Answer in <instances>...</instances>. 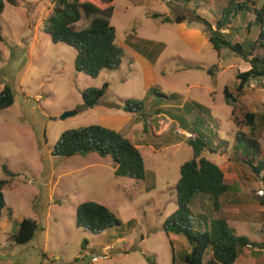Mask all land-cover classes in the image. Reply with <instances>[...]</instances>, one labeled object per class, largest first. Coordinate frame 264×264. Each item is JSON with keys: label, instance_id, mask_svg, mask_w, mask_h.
<instances>
[{"label": "rangeland", "instance_id": "1", "mask_svg": "<svg viewBox=\"0 0 264 264\" xmlns=\"http://www.w3.org/2000/svg\"><path fill=\"white\" fill-rule=\"evenodd\" d=\"M16 1L15 5L7 2L0 14V91L9 85L15 97L10 107L0 110V178H9L5 164L17 173L4 188L0 264H173L171 240L176 264H183L187 239L169 237L163 229L164 221L177 209L180 167L195 156L187 141L190 132L177 116L208 125L210 135L217 132L233 142L237 130H249L237 126L224 87L234 90L237 73L250 65L228 47L217 52L204 30L205 20L214 24L221 18L228 0H116L110 20L123 49L122 63L117 69H102L97 77L77 71L76 50L54 43L44 31L53 11L50 0ZM246 1L259 7L264 0ZM156 13L185 20L161 22L154 17ZM249 17L254 18L249 12H239L227 38L253 41L259 26L253 24L246 31ZM89 22L85 17L80 28ZM132 31L165 44L156 62L126 43ZM213 66L217 69L210 74ZM263 83L249 82L245 97L237 103L239 119L245 109L264 113ZM105 84L108 87L98 104L86 107L83 92ZM127 99L143 101L145 115L127 110ZM186 102H198L207 109L201 113L188 106L189 111H180ZM156 109H162V114H155ZM66 111L76 114L61 119ZM90 125L117 130L139 145L145 178L116 175L112 158L96 152L69 157L52 154L64 131ZM260 131L264 153V122ZM238 146L242 155L244 146ZM203 155L219 165L227 164L218 153L205 150ZM245 172L259 182L261 177L249 168ZM85 201L108 206L121 224L101 233L78 227L77 206ZM26 217L35 219L39 227L30 242L17 244L13 235ZM107 246L112 247L108 258L93 262Z\"/></svg>", "mask_w": 264, "mask_h": 264}, {"label": "trees", "instance_id": "2", "mask_svg": "<svg viewBox=\"0 0 264 264\" xmlns=\"http://www.w3.org/2000/svg\"><path fill=\"white\" fill-rule=\"evenodd\" d=\"M53 11L48 16L44 31L50 35L54 43H64L76 50L75 67L92 77H97L102 69H117L122 63L123 49L116 42V29L111 23L116 0H50ZM16 4V0H0V14L3 13L6 3ZM249 12L254 18L248 21L246 31H250L253 24L259 26L256 39L250 43L231 41L227 38L229 32L225 30L231 24L239 12ZM90 18L89 24L80 28L84 18ZM161 22L181 23L184 17H163L154 14ZM205 33L213 48L220 53L223 47H228L234 54L239 55L247 62L249 69L236 75L238 82L234 90L229 86L224 87V97L232 106V116L241 128L247 127L250 132L237 130L235 139L230 141L220 138L219 134L211 133L208 125H202L199 121L189 122L184 116H177L184 129H188L192 137L187 139L193 146L195 156L185 161L180 167V178L176 183L177 209L163 223V229L167 236L182 235L188 243L189 249L184 250L182 255L183 264H234L239 255L247 247L264 249V241L251 240L245 235L238 234L223 217L206 220L209 213L218 211L220 197L229 190L225 183L224 175L227 164L218 163L207 159L203 152L229 154L232 145L237 147L243 144L244 153L239 158L251 167L256 176H261L264 185V154L257 136L259 126L256 121L257 114L253 111L241 110L242 118L239 119L237 103L243 95L245 87L251 80L264 81V1L261 6L246 0H228L222 8V16L214 24L205 20ZM1 38V29H0ZM126 43L139 54L147 57L152 63L156 62L165 48L163 42L139 37L135 31L126 36ZM263 50V52H261ZM217 66L209 68L213 74ZM264 84V83H263ZM264 86V85H263ZM108 84L102 88H88L83 92V100L88 108L95 107L104 96ZM157 94H161L157 92ZM162 95V94H161ZM15 101L11 86L6 85L0 91V110L10 107ZM143 101L127 99L125 108L129 111L140 112L143 109ZM188 106L196 108L201 113L207 109L198 102H186L178 109L189 111ZM155 114H162V109H156ZM187 114V113H186ZM213 141H217L213 144ZM96 152L100 156H110L115 164V173L118 176L130 177L142 180L146 176L145 161L139 148L121 132L102 126L90 125L77 129L64 131L55 144L52 154L55 156H73ZM261 155V158L259 156ZM7 177L0 178V216L6 207L4 188L10 178L17 173L3 165ZM199 196L208 197L210 206L208 212H193L199 202ZM12 215V210H9ZM205 217V219L203 218ZM198 221V222H196ZM205 221V222H204ZM76 223L78 227L86 228L94 233H101L108 228L121 224L120 218L106 205L96 201H85L77 206ZM38 223L35 219L23 218L18 225L13 240L17 244L30 242L36 231ZM85 243V242H84ZM172 260L176 264L175 247L172 240ZM209 255V256H208ZM206 256L208 258L206 259ZM151 261L150 258H147ZM154 264V262H152Z\"/></svg>", "mask_w": 264, "mask_h": 264}, {"label": "crops", "instance_id": "3", "mask_svg": "<svg viewBox=\"0 0 264 264\" xmlns=\"http://www.w3.org/2000/svg\"><path fill=\"white\" fill-rule=\"evenodd\" d=\"M250 19L249 17L247 20L249 21ZM232 23L233 22H231L225 30L226 32L230 33V28L233 26ZM258 33L259 29L256 31L253 40L257 38ZM247 89L248 86L245 87L240 99L245 97ZM253 112L257 114L256 121L259 126V131L256 133L258 139H260V133H263L260 131V127L264 122V113ZM250 131L251 130H248L246 132ZM136 146L139 148V145L136 144ZM234 151H236V148L232 145L231 151L227 155L217 152L223 160L222 163H227L224 179L225 183L229 186V190L220 197L219 210L209 213V198L199 196V208L197 212H208L209 214L206 216V220H210L212 217H223L238 234L245 235L251 240L262 242L264 241V185L261 178L259 182H255L253 176H249L248 173L245 172L246 168L252 171L251 167L244 163L239 158V154ZM231 152H234L235 156L231 155ZM228 156L231 158H228ZM243 172L246 175H244ZM203 218L205 219V217ZM234 264H264V249L247 247L239 255Z\"/></svg>", "mask_w": 264, "mask_h": 264}, {"label": "built area", "instance_id": "4", "mask_svg": "<svg viewBox=\"0 0 264 264\" xmlns=\"http://www.w3.org/2000/svg\"><path fill=\"white\" fill-rule=\"evenodd\" d=\"M189 135H191V136H189V137H192V134H191V133H190ZM111 249H112L111 246H107V247H105V248L103 249V250L105 251V253H104L103 255L93 257V259H92L93 262H97V261H99V260H102V259L108 258V256H109L108 251L111 250Z\"/></svg>", "mask_w": 264, "mask_h": 264}, {"label": "water", "instance_id": "5", "mask_svg": "<svg viewBox=\"0 0 264 264\" xmlns=\"http://www.w3.org/2000/svg\"><path fill=\"white\" fill-rule=\"evenodd\" d=\"M74 114H76V111H66V112L61 114L60 118L65 119V118L72 116Z\"/></svg>", "mask_w": 264, "mask_h": 264}]
</instances>
